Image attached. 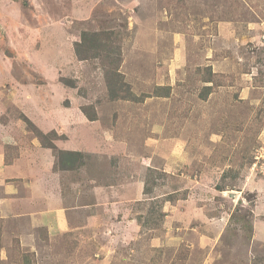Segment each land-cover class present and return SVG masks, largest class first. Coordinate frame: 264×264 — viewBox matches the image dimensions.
<instances>
[{"label": "rangeland", "instance_id": "obj_1", "mask_svg": "<svg viewBox=\"0 0 264 264\" xmlns=\"http://www.w3.org/2000/svg\"><path fill=\"white\" fill-rule=\"evenodd\" d=\"M84 31L116 34L137 102L111 100L105 53L78 59ZM25 87L13 101L29 115L10 103L3 121L33 117L59 148L90 129L130 143L140 193L66 235L27 217L1 225L0 264H264V0H0V97ZM104 156L74 172L78 205L100 207L87 174L124 180L130 160L123 173Z\"/></svg>", "mask_w": 264, "mask_h": 264}, {"label": "crops", "instance_id": "obj_2", "mask_svg": "<svg viewBox=\"0 0 264 264\" xmlns=\"http://www.w3.org/2000/svg\"><path fill=\"white\" fill-rule=\"evenodd\" d=\"M27 94L31 97L30 89L25 87V89L16 88L5 99L0 97V176L4 177L8 173V177L0 185V193L4 194L0 200V220H2L0 226H10L12 224H9L10 221L19 222V219L27 217L33 227L34 224H39L36 221H40L41 226L47 230L48 238L66 235L76 231L79 227L81 220L79 214L82 218L89 215V212L103 211L107 205L112 204L114 196L131 200L133 196L136 197L140 193L139 185L128 180V174L137 171V174L139 173V170L135 169L136 166L133 167L134 159L128 157L131 144L123 143L120 139L108 142L101 130L90 129L84 133V136L79 135L77 142L71 138L69 146L73 145L74 148L63 145L62 149L58 147L59 143H56L57 147L60 150L84 153L86 162L87 155L92 156V153L103 154L104 157L110 159L114 158L118 165L116 171L123 173L126 168L123 167L125 160H130L131 165L128 166L126 174L122 173L124 177L122 183H115L111 177L115 176L113 172L96 179L87 174L85 183L89 185L87 190L90 188L91 191H86L85 199L87 198L88 202H94V205L99 204V209L93 208V205H87V202L84 206L75 203L81 195V190H78L76 194L80 181L72 179L77 170L56 169V158L52 151L42 146L40 140L28 130L25 123H21L20 120L19 122L11 119L2 120L10 103L17 106L24 115H29L24 106L19 104L22 107L20 108L16 104L18 100L13 101V98L17 96L19 100L23 101L24 98L26 100ZM38 94L43 96L42 91ZM40 128L44 133L53 130L42 126ZM82 147L86 149L83 150ZM89 148L92 150H87ZM113 190H117L118 193H112ZM73 192L75 197H73ZM123 199L121 203H124ZM47 220L50 221L49 224L46 223Z\"/></svg>", "mask_w": 264, "mask_h": 264}, {"label": "trees", "instance_id": "obj_3", "mask_svg": "<svg viewBox=\"0 0 264 264\" xmlns=\"http://www.w3.org/2000/svg\"><path fill=\"white\" fill-rule=\"evenodd\" d=\"M115 33L113 31L107 32H91L84 31L81 34L80 41L75 42L74 52L79 60H93L101 57L104 53L103 59L106 60L107 64L111 69H105V78L107 85L109 87V92L111 94V100L118 101H136L140 97H137L133 92L129 84L125 83L124 75L120 73V63H121V51L118 47L114 46ZM106 64H104L105 67ZM67 82V81H66ZM68 84H73L71 87L76 86L75 82H67ZM158 90V91H157ZM163 89H156V97H169L171 94V89L168 88L165 92H160ZM166 90V89H164ZM163 90V91H164ZM208 94V93H207ZM207 94L204 98L207 97ZM148 96L145 95L143 100ZM137 102V101H136ZM94 110L93 107H82V110L86 114L87 118L95 122L98 120L97 114L94 111L91 113V110ZM25 123L29 124L28 126L32 127L33 135L38 138L42 146L46 149H50L56 158V169L62 171H76L85 166L86 161L85 155L79 151H65L60 150L56 141L59 140L60 136L57 132L52 131L50 133H44L41 131L29 118L23 116ZM63 138V137H62ZM61 138V139H62ZM149 181V177L147 179ZM146 182V185L148 182ZM147 188V186H146ZM146 194L147 189H145Z\"/></svg>", "mask_w": 264, "mask_h": 264}]
</instances>
